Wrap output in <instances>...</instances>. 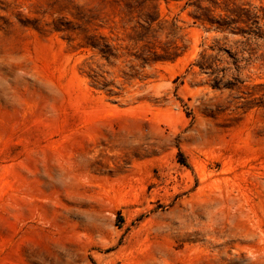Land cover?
<instances>
[{
	"label": "rangeland",
	"instance_id": "374dc122",
	"mask_svg": "<svg viewBox=\"0 0 264 264\" xmlns=\"http://www.w3.org/2000/svg\"><path fill=\"white\" fill-rule=\"evenodd\" d=\"M0 264H264V0H0Z\"/></svg>",
	"mask_w": 264,
	"mask_h": 264
},
{
	"label": "trees",
	"instance_id": "16d2710c",
	"mask_svg": "<svg viewBox=\"0 0 264 264\" xmlns=\"http://www.w3.org/2000/svg\"><path fill=\"white\" fill-rule=\"evenodd\" d=\"M150 1H156V0H150ZM168 1V0H165ZM178 1V0H175ZM212 2V1H211ZM188 5V3H187ZM199 10H202L201 8H198ZM198 20L202 22H207L211 27L214 28L215 31L218 32H227V31H232L233 33H241L242 35H250L249 33L240 30L239 28H234L233 26L238 25L239 23H245L243 21H233L229 17L227 18H220V19H214V18H209V17H203V15H199L196 17ZM157 21V19H152L151 15H147L146 17V24L147 26L142 25L141 28L143 30V33H141V36L137 40V42H146V40L149 39V33L151 32V26ZM108 48V47H106ZM222 51V50H220ZM166 56H169V54L164 51ZM157 59L156 61H165L164 57L162 55H157V53H153ZM181 54H176L173 53L170 56H173V60L178 58ZM211 57L207 56L206 54H203L201 57V61H198L196 63V66H198L201 71H209V70H214V65L210 62ZM213 88H217L216 85H213Z\"/></svg>",
	"mask_w": 264,
	"mask_h": 264
}]
</instances>
